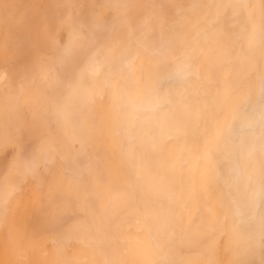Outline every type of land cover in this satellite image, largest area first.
<instances>
[{
	"label": "clouds",
	"instance_id": "9594fccd",
	"mask_svg": "<svg viewBox=\"0 0 264 264\" xmlns=\"http://www.w3.org/2000/svg\"><path fill=\"white\" fill-rule=\"evenodd\" d=\"M0 264H264V0H0Z\"/></svg>",
	"mask_w": 264,
	"mask_h": 264
}]
</instances>
